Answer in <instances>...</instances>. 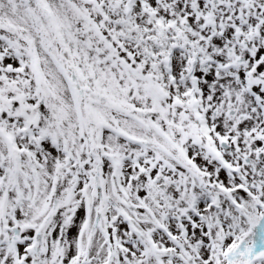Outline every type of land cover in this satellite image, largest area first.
I'll list each match as a JSON object with an SVG mask.
<instances>
[{"label":"snow or ice","instance_id":"snow-or-ice-1","mask_svg":"<svg viewBox=\"0 0 264 264\" xmlns=\"http://www.w3.org/2000/svg\"><path fill=\"white\" fill-rule=\"evenodd\" d=\"M0 264H264V0H0Z\"/></svg>","mask_w":264,"mask_h":264}]
</instances>
